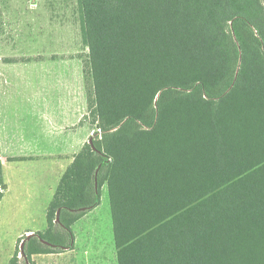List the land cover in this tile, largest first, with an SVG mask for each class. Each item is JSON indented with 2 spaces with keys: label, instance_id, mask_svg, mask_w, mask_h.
Instances as JSON below:
<instances>
[{
  "label": "trees",
  "instance_id": "1",
  "mask_svg": "<svg viewBox=\"0 0 264 264\" xmlns=\"http://www.w3.org/2000/svg\"><path fill=\"white\" fill-rule=\"evenodd\" d=\"M79 3L99 131L28 260L73 248L107 183L118 264H264L263 1Z\"/></svg>",
  "mask_w": 264,
  "mask_h": 264
},
{
  "label": "crops",
  "instance_id": "2",
  "mask_svg": "<svg viewBox=\"0 0 264 264\" xmlns=\"http://www.w3.org/2000/svg\"><path fill=\"white\" fill-rule=\"evenodd\" d=\"M51 63L52 70L45 68L47 62H5L1 66L5 70L0 73V163L4 181L0 186V219L20 208L10 204L13 200L9 196L16 201L25 196L31 203L33 196L40 195V201L35 197L36 206L21 207L27 216L15 213L10 218L12 229H19L17 223L22 221L28 226L20 228L4 246L0 264H11L18 245L28 234L48 229V210L65 172L99 131L96 123L87 120L88 77L84 64L75 60ZM73 67L77 71L72 72ZM104 188L108 186L103 185L98 206L71 224L73 248L60 253H33L32 264H53L59 256L67 258L64 264H82L78 255L82 249L84 254L93 253L90 245L97 237L105 232L114 234L110 197L109 211L101 214ZM109 249L117 253L116 242L115 250ZM96 251L105 254L106 250L98 247ZM24 259H20L21 264H25Z\"/></svg>",
  "mask_w": 264,
  "mask_h": 264
},
{
  "label": "rangeland",
  "instance_id": "3",
  "mask_svg": "<svg viewBox=\"0 0 264 264\" xmlns=\"http://www.w3.org/2000/svg\"><path fill=\"white\" fill-rule=\"evenodd\" d=\"M262 1L264 3V0ZM89 54V47L83 37L79 0H0V73L5 70L1 67L5 62H47L45 68L52 70V61H80L82 66L84 64L88 77L87 120L92 123L93 94L90 92L93 87ZM71 70L75 72L77 68L73 67ZM35 197L40 201V195L33 196L31 203H27L28 197L25 196L18 197V201L13 195L9 196V199L13 200L10 204L13 202L12 205L16 204L17 207L18 204L20 208L18 211L11 210L8 216L0 219V252H3L6 244H10V240L20 228L28 226L27 222L22 221L17 223L19 229H12L14 224L10 222V218L15 213L27 216L28 212L23 211L21 207L36 206ZM109 207L108 189L104 188L101 214L108 212ZM20 245L21 243L16 249V255L23 260ZM90 247L94 248L93 253L84 254V249L78 253L82 264H102L105 260H109L108 264H117V253H112L109 249L115 250L113 231L109 235L105 232V235L97 237L95 244ZM98 247L106 250L105 254H99L96 251ZM64 259L67 260L62 256L54 258L53 264H64Z\"/></svg>",
  "mask_w": 264,
  "mask_h": 264
},
{
  "label": "water",
  "instance_id": "4",
  "mask_svg": "<svg viewBox=\"0 0 264 264\" xmlns=\"http://www.w3.org/2000/svg\"><path fill=\"white\" fill-rule=\"evenodd\" d=\"M89 143L92 145V147L95 149V146H94V142H93V137L89 140ZM97 174H98V171H97ZM96 186H98V176L96 175ZM84 209V208H82ZM60 213H61V210L58 211V215H57V221L59 222L60 221ZM34 236V233H31V234H28L24 239L23 241L21 242V245H20V253H21V256L24 257L26 259V262L27 264H30L29 263V260H28V257L26 255V252H25V246H26V242L31 239L32 237ZM45 244L47 245H51L50 242L46 241V240H42Z\"/></svg>",
  "mask_w": 264,
  "mask_h": 264
}]
</instances>
